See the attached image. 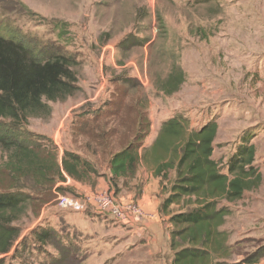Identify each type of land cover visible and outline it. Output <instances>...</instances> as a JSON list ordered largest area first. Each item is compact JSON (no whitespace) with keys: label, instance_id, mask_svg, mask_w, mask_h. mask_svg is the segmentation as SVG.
I'll use <instances>...</instances> for the list:
<instances>
[{"label":"rangeland","instance_id":"obj_1","mask_svg":"<svg viewBox=\"0 0 264 264\" xmlns=\"http://www.w3.org/2000/svg\"><path fill=\"white\" fill-rule=\"evenodd\" d=\"M0 38L29 47L40 58L60 54L71 60L75 92L64 101L46 103L50 113L29 118L22 133L27 142L41 147L49 148L50 140L57 157L58 148L49 137L52 131L63 120L73 139L71 130L76 124L89 126L90 119H80L88 115L98 117L93 135L107 137L114 145L109 153L121 146L118 141L122 144L121 139L109 137L117 129L112 127L140 123L144 129L147 114L160 113V122L181 114L195 130L216 122L212 159L223 173L247 138L255 148V174L247 181L255 185L243 192L241 200L220 204L230 210L224 231L230 235L227 244L231 256L226 261L234 263L254 253L264 254V235L231 234L264 225V0H0ZM125 40L127 50L119 47ZM175 67L183 72L185 81L169 96L160 87ZM140 132L143 130H135L134 139L144 136ZM100 147L105 149L102 143ZM6 155L9 153L0 148V193L14 185L1 173ZM168 175V180L159 184L160 202L170 192L174 175ZM18 183L28 188L34 184L31 177ZM56 185L50 192L23 191L30 199L25 214L14 223L21 238L4 264H50V258L61 257L59 244H38L30 234L51 228L48 216L61 210L57 206L59 195L85 198L98 192L75 196L63 193ZM102 191L118 203L135 204L116 197L114 189ZM92 209L87 206L85 213ZM179 209L171 210L176 213ZM249 211L250 217L242 216L247 223H242L241 214ZM138 219L130 216L127 221ZM56 226L63 250H70L77 258L66 264H108L102 263L101 255L88 258L80 249L81 241L72 234L62 238L64 228L58 222ZM93 229L100 234L97 227ZM23 238L26 241L11 257ZM171 260L169 256L164 264ZM120 264L151 263L133 262L128 257Z\"/></svg>","mask_w":264,"mask_h":264},{"label":"trees","instance_id":"obj_2","mask_svg":"<svg viewBox=\"0 0 264 264\" xmlns=\"http://www.w3.org/2000/svg\"><path fill=\"white\" fill-rule=\"evenodd\" d=\"M126 41L119 47L129 49L124 46ZM184 81L183 72L175 67L160 91L170 96ZM75 83L69 58L60 54L40 58L29 47L0 38V148L9 153L1 173L14 182L7 192L0 193V264H4L21 238L20 229L14 223L27 209L30 196L24 190L33 188L38 190L37 194L50 192L55 184L65 180L64 175L85 183L97 177L93 165L80 155L64 152L59 163L57 149L50 140L47 141L49 148L41 147L27 142L22 134L29 118L47 116L50 108L46 103L66 100L75 92ZM217 129L216 122L211 121L197 130L191 129L190 121L178 114L162 123L156 139L141 155L138 136L110 154L108 185L115 193L120 180L125 187L135 177L139 161L152 166L153 177L158 178L161 185L168 180V174L173 173L170 192L158 208L171 225L168 236L172 252L170 264H254L263 256L254 253L238 263L226 261L231 256V248L227 244L229 236L222 227L230 210L220 204L241 200L243 192L255 185L247 181L255 174L252 166L255 148L244 138L223 173L218 162L212 159ZM94 139L97 145H105L107 153L114 146L100 134ZM28 177L34 182L31 188L18 185L20 179ZM172 207L181 209L172 213ZM30 235L38 244H59L61 257L50 258V264L77 260L70 250H63L55 229L40 228ZM25 241L26 238L21 240L11 257Z\"/></svg>","mask_w":264,"mask_h":264},{"label":"crops","instance_id":"obj_3","mask_svg":"<svg viewBox=\"0 0 264 264\" xmlns=\"http://www.w3.org/2000/svg\"><path fill=\"white\" fill-rule=\"evenodd\" d=\"M146 111L149 110L147 109ZM85 117L83 116L80 119H90L89 126L85 127V125L81 124L78 126L76 124L75 129L71 130V134H75L73 139L69 138V132L64 128L63 120L58 123L57 129L53 130V134L51 133L52 135L49 136L58 148L59 163L63 153L70 152L85 158L97 171V177H93L91 183L77 182L66 175H64V181L57 183L56 186L63 188V193L75 196H86L108 189V179L110 177L108 160L110 154L124 147L127 140L132 141L135 130L136 132L143 130V132H140L144 136L140 137L139 143L141 147L138 152L141 155L143 149L150 146L156 139L162 123L168 120L160 122V113L154 112L147 114L144 121V129L140 128V123H136V125L126 123L121 124L119 127H112L113 129H117L109 137L111 139L115 137V140L121 139L122 144L111 153H107L105 152L106 147L103 150L97 145L96 139L91 138L95 136L93 132L96 131L93 128L98 117H92L91 115H88L87 118ZM124 139L126 140L124 141ZM97 149H102L103 151L97 152ZM122 182V180L118 182V192L115 196L119 197L122 201H130L138 205L143 212V217L138 220L122 221L110 214L107 215L111 217L106 216V214H99L93 209L89 211L90 213H73L57 210L48 216L49 226L57 231L56 224L57 222L60 223L62 228H64L60 232L62 238H71L72 234L73 238L81 241L80 249L86 252L88 258L101 255L102 263L120 264L124 258L129 257L133 262L147 261L151 264H164L168 257L172 256L168 240V231L171 229V225L167 222L168 217L158 211L159 198L162 197L159 186L160 180L153 177L152 166L146 162L139 161L136 175L130 180L128 187H122ZM251 214L252 211L247 212V214H241L242 223H247L242 216L247 215V217H250ZM225 225L222 227V230L225 229ZM95 227L98 228L100 234H97L95 229L92 230ZM255 227L252 230H242L243 232L232 231L231 234L237 236L253 232L264 235L263 224H255ZM144 258L146 259L143 260ZM238 262L240 260L234 263ZM254 264H264V254Z\"/></svg>","mask_w":264,"mask_h":264},{"label":"built area","instance_id":"obj_4","mask_svg":"<svg viewBox=\"0 0 264 264\" xmlns=\"http://www.w3.org/2000/svg\"><path fill=\"white\" fill-rule=\"evenodd\" d=\"M57 206L63 211H72L83 213L87 206H92L99 214H110L114 218L127 221L130 216L135 219L141 218L143 212L136 204L118 203L115 198L106 191L98 192L95 195L86 196L85 198H71L61 196L57 198Z\"/></svg>","mask_w":264,"mask_h":264}]
</instances>
